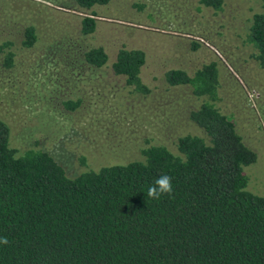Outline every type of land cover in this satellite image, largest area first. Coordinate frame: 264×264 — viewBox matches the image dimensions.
<instances>
[{
  "label": "rangeland",
  "instance_id": "obj_1",
  "mask_svg": "<svg viewBox=\"0 0 264 264\" xmlns=\"http://www.w3.org/2000/svg\"><path fill=\"white\" fill-rule=\"evenodd\" d=\"M261 11L260 0H225L219 11L199 0H110L90 10L77 0H0V119L11 128L12 147L19 155L48 152L70 178L142 160L151 146L178 154L180 137L204 136L189 118L200 101L189 88L170 87L166 73L192 75L216 63L219 107L258 155L246 168L248 190L264 197V68L248 40ZM86 17L97 22L89 36L82 34ZM27 26L37 31L32 48L22 45ZM95 47L109 55L102 69L79 56ZM122 48L145 52L147 95L114 74Z\"/></svg>",
  "mask_w": 264,
  "mask_h": 264
},
{
  "label": "trees",
  "instance_id": "obj_2",
  "mask_svg": "<svg viewBox=\"0 0 264 264\" xmlns=\"http://www.w3.org/2000/svg\"><path fill=\"white\" fill-rule=\"evenodd\" d=\"M199 1L217 11L225 3ZM260 1L248 40L264 68ZM109 2L77 0L88 10ZM96 28L94 18L82 20L84 36ZM37 40L36 28L27 26L22 45L32 48ZM79 56L93 70L109 63L103 47ZM13 57L7 55V67ZM146 63L144 51L122 48L112 69L147 95L141 78ZM165 80L172 88H189L200 101L189 118L204 136L180 137L178 154L151 146L142 160L70 178L44 150L19 155L10 126L0 119V237L9 241L0 244V264H264V197L248 190L246 174L258 155L219 107L218 65H204L192 75L170 70ZM162 174L172 177L173 193L147 197Z\"/></svg>",
  "mask_w": 264,
  "mask_h": 264
},
{
  "label": "clouds",
  "instance_id": "obj_3",
  "mask_svg": "<svg viewBox=\"0 0 264 264\" xmlns=\"http://www.w3.org/2000/svg\"><path fill=\"white\" fill-rule=\"evenodd\" d=\"M172 177L166 174L159 176L147 190V197L159 199L162 195L173 193ZM9 243L7 237H0V244L7 245Z\"/></svg>",
  "mask_w": 264,
  "mask_h": 264
}]
</instances>
